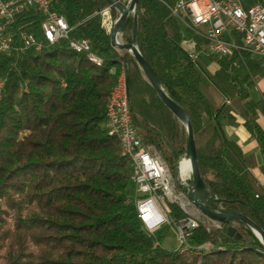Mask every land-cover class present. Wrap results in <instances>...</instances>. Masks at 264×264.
Segmentation results:
<instances>
[{"label":"trees","instance_id":"trees-1","mask_svg":"<svg viewBox=\"0 0 264 264\" xmlns=\"http://www.w3.org/2000/svg\"><path fill=\"white\" fill-rule=\"evenodd\" d=\"M176 2L137 0L136 47L189 116L206 207L237 212L264 231V181L253 174L256 168L264 178V90L257 99L251 94L264 78L262 61L246 50L191 60L182 42L206 44L204 28L183 24V13H173ZM50 9L68 23L69 38L87 40L102 61L90 62L66 39L47 43L44 16L32 8L14 20L15 46L0 53V264H264V244L241 221L211 230L199 224L189 243L212 246L183 253L162 248L161 238L145 231L128 190L132 163L105 128L121 62L131 124L173 177L187 150L185 126L135 58L111 46L105 13L114 21L119 13L109 0H51ZM133 27L130 14L127 43ZM17 29L41 48L24 47ZM207 60L216 63L212 72ZM238 126L255 141L258 162L227 135ZM166 206L175 219L186 216L176 204Z\"/></svg>","mask_w":264,"mask_h":264},{"label":"built area","instance_id":"built-area-1","mask_svg":"<svg viewBox=\"0 0 264 264\" xmlns=\"http://www.w3.org/2000/svg\"><path fill=\"white\" fill-rule=\"evenodd\" d=\"M50 2L51 0H0V51L9 53L13 49L14 20L23 11L32 8L44 16L40 30L47 43L53 44L59 39H66L70 47H81L100 58L91 51L87 40L74 41L69 38L71 28L63 16L50 9ZM179 10L188 21H183V24L204 28L207 43L197 48L191 40V46L187 50L191 60L195 61L200 55L206 58L220 57L233 50H246L262 61L264 69V0H257L256 4L247 7L243 6L242 0H178L173 13ZM16 31L24 47H33L35 50L41 48L32 34L19 29ZM1 87L2 81L0 91ZM105 128L114 129L121 135L125 145V152L121 154H135L138 157L133 203L145 231L153 235L165 223L174 229L178 243L176 249L190 248L197 251L211 247L209 242L197 246L189 243L191 232L199 225V219L187 206L192 205L196 210L198 208L190 199H183V192H176L173 176L165 162L153 147L143 144L133 128L125 75L118 84ZM177 183L182 189L186 185L184 180L178 179ZM167 202L176 204L186 216L181 219L172 217L166 206ZM213 221L215 227L220 228L221 223ZM206 229L209 230V227Z\"/></svg>","mask_w":264,"mask_h":264},{"label":"water","instance_id":"water-1","mask_svg":"<svg viewBox=\"0 0 264 264\" xmlns=\"http://www.w3.org/2000/svg\"><path fill=\"white\" fill-rule=\"evenodd\" d=\"M111 5L118 11V17L113 22L112 28L110 30V44L112 47L117 49L118 51L128 52L130 53L135 60L140 65L141 69L145 73L148 81L153 86L154 90L156 91L160 100L164 103V105L178 118V120L184 124L186 132H187V152H190L192 157V164H191V178L192 182L190 184V191L188 193V198L190 201L207 217L212 220H216L219 222L224 221H241L247 227L251 229L253 234L264 244V231L261 227L257 226L253 221L248 219L247 217L237 213V212H217L214 211L205 205V200L208 198V192L206 190V186L201 179L197 160H196V153H195V143H194V136L192 131L191 122L186 110L177 102L172 100L168 94L163 90L158 77L156 76L155 72L152 70L150 65L146 62V60L141 55L140 51L136 47V19H137V0H132L129 6L124 5L123 3L117 0H109ZM130 14L134 17V27L132 33V39L130 43L127 42H120L117 40V35L120 32H123L126 22L130 16ZM185 153V154H186ZM179 167V164H178ZM204 191L206 195L201 197L200 200L193 198L194 192ZM204 201H203V200ZM228 231L230 235L235 234V227L229 226ZM257 232L259 234H257ZM236 238H240L239 234L235 235Z\"/></svg>","mask_w":264,"mask_h":264},{"label":"rangeland","instance_id":"rangeland-1","mask_svg":"<svg viewBox=\"0 0 264 264\" xmlns=\"http://www.w3.org/2000/svg\"><path fill=\"white\" fill-rule=\"evenodd\" d=\"M132 0H126L125 2V5L126 6H129L130 5V2ZM178 1V0H177ZM243 2H245L246 4H250L251 0H242ZM117 11V10H116ZM118 12V11H117ZM109 14L106 12L105 13V16H106V19H105V24L107 26V28L109 30H111L112 28V25H113V22L114 20L112 19H109ZM116 20V19H115ZM133 21H134V17H133ZM132 33H133V28L131 30H129L127 33H126V36H129V38L132 39ZM119 39L121 40V42H126L125 41V36L123 35V32H121L120 36H119ZM182 46L183 48L187 51L189 50V46H188V39L185 38L184 41L182 42ZM120 53H123V51H120ZM128 53V52H127ZM202 62V61H200ZM203 63V62H202ZM204 67L206 68V70L208 72H212L215 68H216V63L212 60H207L205 63H203ZM264 90V78L262 80H260L257 84V86H255L252 91H251V94L252 96L257 99L260 97V93L261 91ZM260 123L264 126V117H261L259 119ZM227 135L234 139V140H237V141H242L243 142V145L244 146H247V142H246V136H247V132L245 131V129L243 127L241 128H238L236 129L232 134L231 133H227ZM246 138V139H245ZM256 151V150H255ZM253 150L249 149L247 151L248 154L252 155L253 154ZM177 175L173 177V182H174V185H175V188H176V192L179 193V192H183L184 194V197L183 198L184 200H188V193L190 191V185L187 187L189 183V179L191 178V172L189 171L188 172V175L187 177L184 179V183L186 184L183 189L180 188L177 184ZM184 188L187 189V191L184 190ZM129 194L130 196L134 197L135 196V190H134V186H133V183L131 182L130 185H129ZM167 203H170V202H167ZM188 208H190L191 211H193L195 213V216L199 219V224H202L204 225L205 227H209V230L211 229H217L215 227V222L208 218L206 215H204L199 209L196 210V208L194 209V207L192 205H188L187 206ZM193 209V210H192ZM214 211H217L219 212L218 210H214ZM154 235L156 237H159L161 238V243H160V246L166 250H175L177 248V240H176V234L174 232V229L171 228L169 225H166L165 223L161 225L160 228H158ZM207 243V242H206ZM157 244V243H156ZM204 244V243H203Z\"/></svg>","mask_w":264,"mask_h":264},{"label":"bare ground","instance_id":"bare-ground-1","mask_svg":"<svg viewBox=\"0 0 264 264\" xmlns=\"http://www.w3.org/2000/svg\"><path fill=\"white\" fill-rule=\"evenodd\" d=\"M120 33L117 35L118 41H120L119 40ZM71 48L73 50H75L76 52H84L86 54L87 59L94 64H100L102 61L101 58H97L95 55L91 54L89 50L82 49L81 47H71ZM0 53H2V52L0 51ZM124 75H125V70H124L123 63L121 62V68H120V73H119L117 82L114 85V87L112 88L110 95H109V98H108V103H107V107H106L105 127L107 125V116H108L109 110L111 108V104L114 103L115 93L118 89V84L123 80ZM106 131H107L108 135L116 136L118 138L119 145H120V151H121V153H124L125 152V145H124V140L122 139L121 135L118 132H116V130H114V129H106ZM122 155L129 158L131 163H132V169H131L132 171H131L130 180L132 183H134L137 180L138 157L135 154H122ZM191 164H192V157H191L190 152H187L179 162V167H178V172H177V177H178L179 181H183L187 177L188 172L191 169ZM205 195H206V193L204 191L194 192L193 198L200 200L201 197H204ZM257 234H259V233L257 232ZM207 248L208 247H205L204 249H207ZM189 250H190V248H178V251L182 252V253L187 252ZM197 251H199V250H197Z\"/></svg>","mask_w":264,"mask_h":264},{"label":"crops","instance_id":"crops-1","mask_svg":"<svg viewBox=\"0 0 264 264\" xmlns=\"http://www.w3.org/2000/svg\"><path fill=\"white\" fill-rule=\"evenodd\" d=\"M243 2V1H242ZM121 34V33H120ZM120 36V35H119ZM188 39V38H187ZM120 40V39H119ZM121 41V40H120ZM188 46H189V48H190V46H191V40L190 39H188ZM261 118V117H260ZM260 122V121H259ZM261 124V123H260ZM262 125V124H261ZM263 126V125H262ZM242 126H238V127H236V128H231V127H228V128H226V133H233L236 129H238V128H241ZM264 127V126H263ZM246 131V130H245ZM247 132V131H246ZM247 138V139H246ZM246 142H247V146H244L243 145V142L242 141H237L241 146H242V148H243V150H244V152L245 153H247V151L249 150V149H251V150H253L254 152H253V156L255 157V159H256V161L258 162L259 161V153H258V150H257V145H256V143H255V141H253L251 138H249V135H248V133H247V136H246ZM256 150V151H255ZM248 154V153H247ZM253 174L255 175V177L257 178V180L259 181V182H263L264 181V178H263V176L260 174V172L255 168V169H253Z\"/></svg>","mask_w":264,"mask_h":264}]
</instances>
